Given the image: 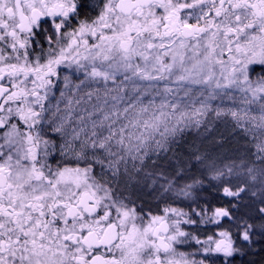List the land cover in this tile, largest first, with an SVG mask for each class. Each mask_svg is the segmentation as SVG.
Masks as SVG:
<instances>
[{
	"label": "snow or ice",
	"instance_id": "1",
	"mask_svg": "<svg viewBox=\"0 0 264 264\" xmlns=\"http://www.w3.org/2000/svg\"><path fill=\"white\" fill-rule=\"evenodd\" d=\"M259 251L264 0H0V264Z\"/></svg>",
	"mask_w": 264,
	"mask_h": 264
},
{
	"label": "flooded vegetation",
	"instance_id": "2",
	"mask_svg": "<svg viewBox=\"0 0 264 264\" xmlns=\"http://www.w3.org/2000/svg\"><path fill=\"white\" fill-rule=\"evenodd\" d=\"M258 254L256 255H252V256H246V257H242L240 258L238 261H237V264H261V263H252V261L254 259H256L255 257L257 256Z\"/></svg>",
	"mask_w": 264,
	"mask_h": 264
},
{
	"label": "trees",
	"instance_id": "3",
	"mask_svg": "<svg viewBox=\"0 0 264 264\" xmlns=\"http://www.w3.org/2000/svg\"><path fill=\"white\" fill-rule=\"evenodd\" d=\"M260 247V246H258ZM256 259H254L252 261V263H261L264 264V251H259V254L255 257Z\"/></svg>",
	"mask_w": 264,
	"mask_h": 264
},
{
	"label": "rangeland",
	"instance_id": "4",
	"mask_svg": "<svg viewBox=\"0 0 264 264\" xmlns=\"http://www.w3.org/2000/svg\"><path fill=\"white\" fill-rule=\"evenodd\" d=\"M191 142H192V141L190 140V141H189V145L191 144ZM258 248H259V247H258Z\"/></svg>",
	"mask_w": 264,
	"mask_h": 264
}]
</instances>
